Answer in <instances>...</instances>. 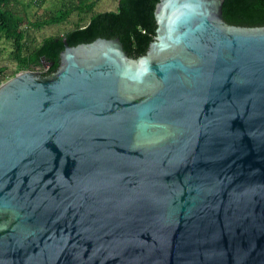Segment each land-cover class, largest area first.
I'll return each mask as SVG.
<instances>
[{"label": "water", "instance_id": "water-1", "mask_svg": "<svg viewBox=\"0 0 264 264\" xmlns=\"http://www.w3.org/2000/svg\"><path fill=\"white\" fill-rule=\"evenodd\" d=\"M224 1L0 84V264H264V26Z\"/></svg>", "mask_w": 264, "mask_h": 264}, {"label": "trees", "instance_id": "trees-1", "mask_svg": "<svg viewBox=\"0 0 264 264\" xmlns=\"http://www.w3.org/2000/svg\"><path fill=\"white\" fill-rule=\"evenodd\" d=\"M47 0H0V43L10 49L15 69L8 73L0 66V84L24 71L42 76L54 73L64 50L69 46L90 43L97 38H119L124 50L134 58L146 53L156 36L154 11L160 0H118L115 11L95 12L100 0H63V5L46 19L30 20V13ZM78 16L73 28L62 34L37 41L31 31L44 27L67 25ZM223 17L233 25L264 26V0H225Z\"/></svg>", "mask_w": 264, "mask_h": 264}, {"label": "rangeland", "instance_id": "rangeland-1", "mask_svg": "<svg viewBox=\"0 0 264 264\" xmlns=\"http://www.w3.org/2000/svg\"><path fill=\"white\" fill-rule=\"evenodd\" d=\"M63 0H47L44 5L40 8L35 9V11L30 13V20L35 21L39 18L46 19L48 15L51 14V12H54L59 8L61 5H63ZM118 0H100L96 4L95 12H102V11H115L117 7ZM78 19V16H74L71 19V22L67 25H58V26H51V27H44L40 31L33 30L31 31L32 35L35 36L37 41L42 40L44 37H48L50 35L55 34H62L66 30H70L73 28V22ZM10 49L7 45L0 43V66H5L8 69V73H11L15 69V62H13L10 59Z\"/></svg>", "mask_w": 264, "mask_h": 264}, {"label": "built area", "instance_id": "built-area-1", "mask_svg": "<svg viewBox=\"0 0 264 264\" xmlns=\"http://www.w3.org/2000/svg\"><path fill=\"white\" fill-rule=\"evenodd\" d=\"M34 1H36V0H34Z\"/></svg>", "mask_w": 264, "mask_h": 264}]
</instances>
